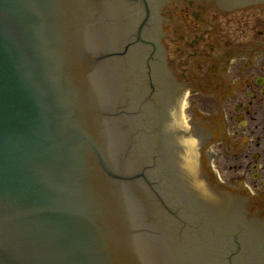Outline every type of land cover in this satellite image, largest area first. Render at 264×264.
<instances>
[{
  "label": "water",
  "instance_id": "1",
  "mask_svg": "<svg viewBox=\"0 0 264 264\" xmlns=\"http://www.w3.org/2000/svg\"><path fill=\"white\" fill-rule=\"evenodd\" d=\"M73 3L74 0H0V264H99L102 261L95 255L94 262L88 258L87 244L91 240L88 241L90 237L85 231L89 228L84 223L76 225L83 222V216L88 221L98 219L100 225L93 243L104 246L102 234L109 232V228L98 202L86 207L71 205L64 197L59 198L61 192L53 184L57 179L53 173L59 169L60 162L67 158L75 160L69 155L70 150L77 149L81 136L86 138L80 133L83 124L76 131L71 130L72 123L78 122L80 106L76 101L77 91L62 82L74 77L59 74L65 31L58 27L64 13L73 9ZM115 6L111 0H100L96 7L94 39L101 51L120 50L134 28L136 17L132 11ZM84 22L80 27L82 50L87 48L90 17ZM88 50L92 51L89 45ZM102 74L107 85L109 80L108 96L114 110L110 119L100 114L112 136L97 132L98 144L107 160L110 155L119 169L136 171L145 165L160 195L141 178L124 181L122 188L127 195L108 187L116 209L114 216L140 227L153 264L158 261L220 264V254L228 241L233 242L232 236L238 228L244 238L241 257L246 261L241 264H249L252 250L258 245L260 253L264 246L250 243L248 225L236 226L241 223L236 207L220 213L218 204L210 202L211 206L204 202L185 177L181 144L185 146L183 164L192 170L197 167L198 142L191 135L182 136L187 130L182 102L178 103L175 116L184 125L171 117L170 90L155 87L150 92L145 82V92L139 98L134 79L138 77L137 68L128 60L103 58ZM97 93L103 95L102 105L106 104L108 98L104 95H107L99 87ZM97 93L94 91L93 95ZM105 112L107 115L108 110ZM163 126L164 135L159 133ZM144 136L148 139L146 144L142 140ZM163 141L164 150L161 149L158 160L150 162L155 148H160ZM84 156L93 168L91 158ZM73 171L77 176L79 170L74 167ZM76 181L82 182L80 177ZM197 189L204 193L203 187ZM76 207L82 210L77 220V215L73 217ZM101 253L107 255L105 250ZM103 264L110 263L103 260Z\"/></svg>",
  "mask_w": 264,
  "mask_h": 264
},
{
  "label": "flooded vegetation",
  "instance_id": "2",
  "mask_svg": "<svg viewBox=\"0 0 264 264\" xmlns=\"http://www.w3.org/2000/svg\"><path fill=\"white\" fill-rule=\"evenodd\" d=\"M146 1L151 50L187 98L204 176L264 239V0Z\"/></svg>",
  "mask_w": 264,
  "mask_h": 264
},
{
  "label": "bare ground",
  "instance_id": "3",
  "mask_svg": "<svg viewBox=\"0 0 264 264\" xmlns=\"http://www.w3.org/2000/svg\"><path fill=\"white\" fill-rule=\"evenodd\" d=\"M182 108H183V103H182ZM182 117H183V111H182ZM184 123H186L185 117H183Z\"/></svg>",
  "mask_w": 264,
  "mask_h": 264
}]
</instances>
